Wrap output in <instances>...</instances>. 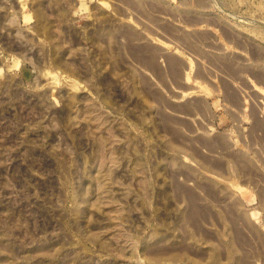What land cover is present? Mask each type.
Here are the masks:
<instances>
[{
	"label": "rangeland",
	"instance_id": "rangeland-1",
	"mask_svg": "<svg viewBox=\"0 0 264 264\" xmlns=\"http://www.w3.org/2000/svg\"><path fill=\"white\" fill-rule=\"evenodd\" d=\"M0 264H264V0H0Z\"/></svg>",
	"mask_w": 264,
	"mask_h": 264
}]
</instances>
